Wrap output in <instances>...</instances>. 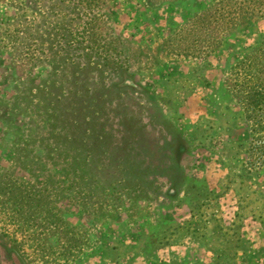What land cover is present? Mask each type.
Listing matches in <instances>:
<instances>
[{"label":"rangeland","instance_id":"obj_1","mask_svg":"<svg viewBox=\"0 0 264 264\" xmlns=\"http://www.w3.org/2000/svg\"><path fill=\"white\" fill-rule=\"evenodd\" d=\"M215 1L113 0L92 49L71 0H0V264H264V130L228 87L264 18L208 52Z\"/></svg>","mask_w":264,"mask_h":264},{"label":"trees","instance_id":"obj_2","mask_svg":"<svg viewBox=\"0 0 264 264\" xmlns=\"http://www.w3.org/2000/svg\"><path fill=\"white\" fill-rule=\"evenodd\" d=\"M112 1L71 0L78 10L85 11L88 16H86L88 20L85 21L82 32L84 36H89V40L93 44L92 49H95L100 42H104L105 47L115 42V38L110 39L109 42L106 41V37L101 35L99 27L102 23L101 19L107 17L106 13L99 12L109 7ZM177 1L179 0H144V3L148 9H154L166 4H174ZM263 18L264 0H217L190 21L193 25L192 32L200 31L199 39L203 37V45H201L205 50L211 52L221 46L226 37L234 30ZM185 48L188 50L189 47ZM234 70L232 84L230 83L228 87L233 96L237 98L238 104L247 113L248 118L253 121L254 129L255 127L261 128L263 131L264 45L246 55L244 61H241Z\"/></svg>","mask_w":264,"mask_h":264}]
</instances>
